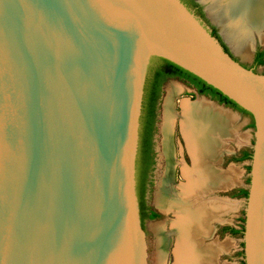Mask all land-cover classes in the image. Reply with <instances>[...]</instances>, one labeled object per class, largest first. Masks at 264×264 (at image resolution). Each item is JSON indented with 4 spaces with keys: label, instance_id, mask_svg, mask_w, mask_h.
<instances>
[{
    "label": "water",
    "instance_id": "obj_1",
    "mask_svg": "<svg viewBox=\"0 0 264 264\" xmlns=\"http://www.w3.org/2000/svg\"><path fill=\"white\" fill-rule=\"evenodd\" d=\"M164 58L253 120L244 264H264V74L181 0H0V264H148L143 89Z\"/></svg>",
    "mask_w": 264,
    "mask_h": 264
},
{
    "label": "rangeland",
    "instance_id": "obj_2",
    "mask_svg": "<svg viewBox=\"0 0 264 264\" xmlns=\"http://www.w3.org/2000/svg\"><path fill=\"white\" fill-rule=\"evenodd\" d=\"M200 1L204 5L208 22L217 28L222 41L231 53L241 62L247 65H252L255 51L258 48L264 47V27L255 29L250 26L248 36H244L240 31L233 34L232 31L234 32V30L228 25H222L220 19L222 16L227 17L226 8L231 2H233V0ZM245 22H247V20H245ZM240 41L246 42L245 44L247 46L244 45L247 49L243 50V48L240 47L243 44ZM255 69L257 72L264 74V65H259L255 67ZM167 100L169 101L170 111L172 113V122L170 121V128L168 127V140L170 145L168 157L164 154L162 148V142L164 139L162 132L164 124V108ZM198 100L210 102L215 108L226 110L230 117H233L232 133L234 135L233 138L228 140V146L231 149H225L226 152H223L220 155V159L213 164L220 172L233 171L232 173H235V176L237 175V181H234L227 187L216 189L211 195H206V198H220V200L223 199L226 203H230L231 205L227 207L228 211L226 209L224 210L226 212L222 213L220 220L211 222V225L213 226L212 234L204 241L207 243L214 240L218 244L224 243L225 249L223 248L218 255L219 264H244L243 256L241 255L243 246L242 235H233L228 231L223 230V227L233 226L240 229L243 224L245 197L240 195L239 189H246L248 186L250 160H241L240 155L243 149H247L251 152V144L253 143L252 117L238 109L219 104L209 96L197 93L189 83L177 78H169L166 80L158 106L156 130L153 141L154 164L150 173L152 187L148 192L147 202L151 204L159 214L153 219L145 218L143 220V229L146 234V242L148 246V264L159 263L158 255L161 239H164L162 247L164 248L165 253L162 264H172L173 262L175 233L171 228V221L174 218V212L172 209L160 207L157 198L160 192L168 194V196L172 198L176 196L180 184L185 182L182 170L192 168L193 162L182 133L181 102L188 101L192 103ZM234 158H236L237 161H235ZM164 180H166V182Z\"/></svg>",
    "mask_w": 264,
    "mask_h": 264
},
{
    "label": "bare ground",
    "instance_id": "obj_3",
    "mask_svg": "<svg viewBox=\"0 0 264 264\" xmlns=\"http://www.w3.org/2000/svg\"><path fill=\"white\" fill-rule=\"evenodd\" d=\"M226 11L227 17L219 18L222 25H228L234 30L233 34L240 31L244 36H248L250 26L255 29L264 27V0H233ZM240 42L243 43L240 47L247 49L246 42ZM181 110L182 133L193 162L192 168L182 170L185 182L180 184L176 196L172 198L160 192L157 198L160 207L172 209L174 212L171 221V228L175 233L172 264H219L218 255L225 247L224 243L218 244L214 240L205 243L204 240L212 234L211 222L220 220L222 213L226 212L224 210L231 204L220 198H206V195L237 181V175L235 176L233 171L221 173L213 164L226 152L225 149L229 148L228 140L234 135L233 117L231 118L226 110L215 108L205 100L192 103L182 101ZM171 118L167 100L162 128V148L167 157L170 152L168 127ZM160 241L158 264L163 263L165 255L162 247L164 239Z\"/></svg>",
    "mask_w": 264,
    "mask_h": 264
},
{
    "label": "trees",
    "instance_id": "obj_4",
    "mask_svg": "<svg viewBox=\"0 0 264 264\" xmlns=\"http://www.w3.org/2000/svg\"><path fill=\"white\" fill-rule=\"evenodd\" d=\"M188 8L186 1L181 0ZM259 65H264V51H257L253 67ZM167 77H176L182 81H186L192 85L198 93L207 95L210 98L223 103L229 107L238 109L243 113H247L244 109L238 106L233 100L229 99L227 96L222 94L219 90L207 84L205 81L197 77L196 75L188 72L187 70L181 68L180 66L164 59L161 57L152 58L150 65L147 70L144 89H143V98H142V107L141 115L139 119V138H138V151L136 157V194L138 200H142L143 195V178L145 176L146 170L151 169L150 165L154 163V150H153V141L152 137L155 133L154 126V109L155 103L158 104L160 101V96L162 93L161 85L165 78ZM154 121V122H153ZM251 152H245L240 159H250ZM240 195L246 197L247 189H239ZM142 204V201H141ZM141 217L145 218H155L158 215L153 212L146 215L143 205H140ZM223 230L228 231L231 234H241L243 230V224L240 229H237L233 226H224ZM243 256V251L241 252Z\"/></svg>",
    "mask_w": 264,
    "mask_h": 264
},
{
    "label": "flooded vegetation",
    "instance_id": "obj_5",
    "mask_svg": "<svg viewBox=\"0 0 264 264\" xmlns=\"http://www.w3.org/2000/svg\"><path fill=\"white\" fill-rule=\"evenodd\" d=\"M183 1H186L187 3V5L189 6V8H190V10H192L200 19H201V21L206 25V27H207V29L210 31V33L212 34V35H214L215 37H217V39L219 40V42L221 43V45L223 46V48H224V50L225 51H227L228 53H229V55H231L235 60H237V61H239L240 63H242L244 66H246V67H248V68H252V69H254L255 71H256V69L253 67V61H254V58H255V55H256V52L257 51H264V47H262V48H258L256 51H255V53H254V55H253V59H252V65H247V64H245V63H243V62H241L239 59H237L232 53H231V51L228 49V47L225 45V43L222 41V39H221V37H220V35H219V33H218V31H217V28L214 26V25H212V24H210L209 22H208V20H207V16H206V13H205V8H204V5L202 4V2L200 1V0H183ZM169 78H176V77H167V78H165L164 79V81L162 82V85H161V90H162V93H163V86H164V83L166 82V80L167 79H169ZM178 79V78H177ZM192 86V85H191ZM193 87V86H192ZM194 88V87H193ZM195 89V88H194ZM196 90V89H195ZM197 91V90H196ZM162 93H161V95H162ZM198 93V92H197ZM200 94V93H199ZM201 95H203V94H201ZM207 96V95H206ZM160 98H161V96H160ZM214 100V99H213ZM216 101V100H215ZM160 102V101H159ZM218 102V101H217ZM219 103V102H218ZM219 104H222V105H224L223 103H219ZM155 109H154V113L156 114V115H154V119H156V120H154L153 122V124H154V126H155V130H156V121H157V115H158V108H156V106H157V104L155 103ZM158 106H159V104H158ZM224 106H227V105H224ZM154 135H155V133H154ZM154 135H153V137H152V141H154ZM153 146H154V144H153ZM154 150V149H153ZM248 150L247 149H243L242 151H241V155H240V157H242V155L245 153V152H247ZM154 164V163H153ZM152 166L153 165H150V168L151 169H149V170H146V172H145V176H144V178H143V195H142V200H138V203H139V213H140V205H143V207H144V211H145V213H146V215H149V213H153V212H155L157 215L159 214V212L151 205V204H149L148 202H147V195H148V192H149V190L151 189V187H152V179H151V171H152ZM141 201H142V204H141ZM140 218H141V225H142V227H143V220L145 219V218H148L147 216L145 217V218H143V217H141V213H140ZM149 219H153V218H149Z\"/></svg>",
    "mask_w": 264,
    "mask_h": 264
},
{
    "label": "crops",
    "instance_id": "obj_6",
    "mask_svg": "<svg viewBox=\"0 0 264 264\" xmlns=\"http://www.w3.org/2000/svg\"><path fill=\"white\" fill-rule=\"evenodd\" d=\"M234 160H235V161H237V159H236V158H234ZM241 160H242V159H241ZM240 189H245V188H240Z\"/></svg>",
    "mask_w": 264,
    "mask_h": 264
}]
</instances>
